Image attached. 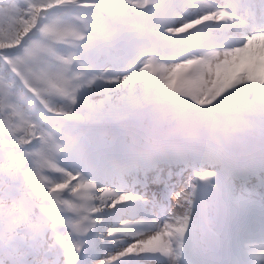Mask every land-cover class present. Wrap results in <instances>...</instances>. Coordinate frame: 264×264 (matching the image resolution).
<instances>
[{"label":"snow or ice","instance_id":"snow-or-ice-1","mask_svg":"<svg viewBox=\"0 0 264 264\" xmlns=\"http://www.w3.org/2000/svg\"><path fill=\"white\" fill-rule=\"evenodd\" d=\"M5 215L0 264H254L264 0H0Z\"/></svg>","mask_w":264,"mask_h":264},{"label":"bare ground","instance_id":"bare-ground-1","mask_svg":"<svg viewBox=\"0 0 264 264\" xmlns=\"http://www.w3.org/2000/svg\"><path fill=\"white\" fill-rule=\"evenodd\" d=\"M155 70V69H154ZM264 251V245L262 246H256L254 249H250L249 251V255H251L252 253H260ZM264 254V252H262ZM262 262H264V257L262 258V260L259 262V264H262Z\"/></svg>","mask_w":264,"mask_h":264},{"label":"rangeland","instance_id":"rangeland-1","mask_svg":"<svg viewBox=\"0 0 264 264\" xmlns=\"http://www.w3.org/2000/svg\"><path fill=\"white\" fill-rule=\"evenodd\" d=\"M244 0H239V2L238 3H242ZM103 247V246H102ZM258 256V255H257ZM257 256H256V258H257Z\"/></svg>","mask_w":264,"mask_h":264}]
</instances>
